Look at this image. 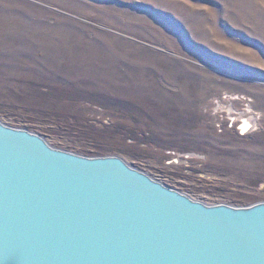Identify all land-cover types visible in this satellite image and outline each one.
<instances>
[{
	"label": "rangeland",
	"instance_id": "obj_1",
	"mask_svg": "<svg viewBox=\"0 0 264 264\" xmlns=\"http://www.w3.org/2000/svg\"><path fill=\"white\" fill-rule=\"evenodd\" d=\"M0 120L207 204L264 201V0H0Z\"/></svg>",
	"mask_w": 264,
	"mask_h": 264
},
{
	"label": "water",
	"instance_id": "obj_2",
	"mask_svg": "<svg viewBox=\"0 0 264 264\" xmlns=\"http://www.w3.org/2000/svg\"><path fill=\"white\" fill-rule=\"evenodd\" d=\"M0 264H264V201L207 204L0 120Z\"/></svg>",
	"mask_w": 264,
	"mask_h": 264
},
{
	"label": "bare ground",
	"instance_id": "obj_3",
	"mask_svg": "<svg viewBox=\"0 0 264 264\" xmlns=\"http://www.w3.org/2000/svg\"><path fill=\"white\" fill-rule=\"evenodd\" d=\"M232 115V114H231ZM241 120V128L242 130H250L256 125V117L250 116V117H244V115L240 116Z\"/></svg>",
	"mask_w": 264,
	"mask_h": 264
}]
</instances>
